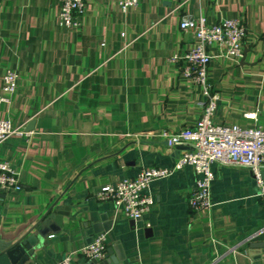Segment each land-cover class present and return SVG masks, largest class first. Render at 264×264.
<instances>
[{"label":"crops","instance_id":"0c3cea01","mask_svg":"<svg viewBox=\"0 0 264 264\" xmlns=\"http://www.w3.org/2000/svg\"><path fill=\"white\" fill-rule=\"evenodd\" d=\"M180 1L140 0L122 13L117 0H84L81 26L66 29L59 0H0V120L28 134L0 146L20 185L0 190V243L38 223L46 229L44 239L38 225L32 231L25 264H58L98 234V262L108 264H264V234L248 241L264 227V207L247 169L212 164L211 205L198 211L189 207V167L151 182L153 204L135 221L94 197L142 168H171L185 150L159 136L193 126L200 113L201 88L168 62L194 47L179 29L184 17L243 20L240 58L207 48L219 97L213 121L264 130V0ZM6 70L16 74L12 95L1 91Z\"/></svg>","mask_w":264,"mask_h":264},{"label":"built area","instance_id":"2783aa9c","mask_svg":"<svg viewBox=\"0 0 264 264\" xmlns=\"http://www.w3.org/2000/svg\"><path fill=\"white\" fill-rule=\"evenodd\" d=\"M178 2L177 8L181 6ZM140 0H117L122 13L138 7ZM84 0H59L58 24L66 29L81 26L84 15ZM179 29L188 32L194 39L190 51L174 55L169 63H177L179 71L201 88L202 99L197 104L200 109L195 124L175 133L162 131L160 138L166 146L173 148L184 146L180 158L171 168L146 167L140 169L129 179L102 186L94 197L99 202L111 203L126 218L138 220L149 211L153 197L149 193L151 182L170 176L183 167H189L194 173V189L189 197L192 211L208 209L211 205L210 190L214 179L211 165L232 166L247 169L255 178L258 197L264 207V180L260 177L264 170V130L255 127L242 129L236 125H217L213 121L219 97L212 92L207 79V68L211 57L207 52L210 45L223 48L224 56L240 58L241 46L245 37V27L241 18L225 19L218 23L207 24L203 17L193 19L184 17ZM123 37L124 34H121ZM16 90V74L6 70L1 91L12 95ZM0 95V103L6 102ZM246 118H256V114L245 113ZM28 136L15 128L8 120H0V146L12 136ZM18 174L8 162L0 161V190L18 191ZM264 234V227L253 233L248 241ZM105 255V235H96L89 243L75 252L66 255L58 264H70L73 256L86 261H100Z\"/></svg>","mask_w":264,"mask_h":264},{"label":"water","instance_id":"95a60500","mask_svg":"<svg viewBox=\"0 0 264 264\" xmlns=\"http://www.w3.org/2000/svg\"><path fill=\"white\" fill-rule=\"evenodd\" d=\"M260 177L264 180V171H261ZM38 223L39 229L36 233L40 239L46 237V229ZM36 225V226H37ZM34 226L25 235L18 238L16 241L9 243L8 245L0 243V264H25L33 255L34 248L37 243V238L32 234V231L36 228ZM257 247L263 246V243H255ZM111 264H119L114 258H110ZM89 264H108L106 262H98L91 260Z\"/></svg>","mask_w":264,"mask_h":264}]
</instances>
